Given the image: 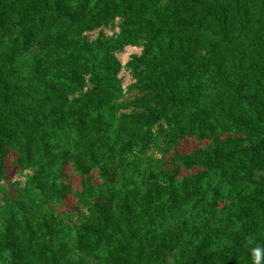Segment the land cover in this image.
Segmentation results:
<instances>
[{
	"label": "trees",
	"instance_id": "trees-1",
	"mask_svg": "<svg viewBox=\"0 0 264 264\" xmlns=\"http://www.w3.org/2000/svg\"><path fill=\"white\" fill-rule=\"evenodd\" d=\"M257 244L264 0H0V264H250Z\"/></svg>",
	"mask_w": 264,
	"mask_h": 264
},
{
	"label": "rangeland",
	"instance_id": "rangeland-1",
	"mask_svg": "<svg viewBox=\"0 0 264 264\" xmlns=\"http://www.w3.org/2000/svg\"><path fill=\"white\" fill-rule=\"evenodd\" d=\"M108 33H112V30L107 29ZM141 51L140 47L137 46H127L125 48V50H123L122 52L118 53V57L120 58V60L122 61V63H126L127 60L129 59L130 55L133 53H139ZM121 77H122V81H123V85L127 86L129 85L132 81H133V77L130 74V72L127 69H123L120 73Z\"/></svg>",
	"mask_w": 264,
	"mask_h": 264
},
{
	"label": "clouds",
	"instance_id": "clouds-1",
	"mask_svg": "<svg viewBox=\"0 0 264 264\" xmlns=\"http://www.w3.org/2000/svg\"><path fill=\"white\" fill-rule=\"evenodd\" d=\"M250 264H264V245L257 244L249 249Z\"/></svg>",
	"mask_w": 264,
	"mask_h": 264
}]
</instances>
